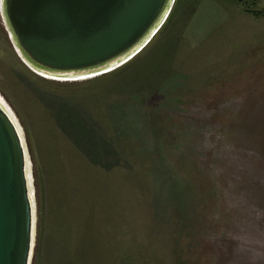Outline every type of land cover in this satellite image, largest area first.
Instances as JSON below:
<instances>
[{"label":"rangeland","instance_id":"rangeland-1","mask_svg":"<svg viewBox=\"0 0 264 264\" xmlns=\"http://www.w3.org/2000/svg\"><path fill=\"white\" fill-rule=\"evenodd\" d=\"M175 0L128 62L37 74L0 0V93L28 144L32 264H264V0Z\"/></svg>","mask_w":264,"mask_h":264},{"label":"water","instance_id":"water-1","mask_svg":"<svg viewBox=\"0 0 264 264\" xmlns=\"http://www.w3.org/2000/svg\"><path fill=\"white\" fill-rule=\"evenodd\" d=\"M175 0H1L23 62L53 79L106 74L142 51ZM37 206L23 128L0 98V264H32Z\"/></svg>","mask_w":264,"mask_h":264},{"label":"bare ground","instance_id":"bare-ground-1","mask_svg":"<svg viewBox=\"0 0 264 264\" xmlns=\"http://www.w3.org/2000/svg\"><path fill=\"white\" fill-rule=\"evenodd\" d=\"M92 77V76H91ZM88 77H85V78H81V79H86ZM0 98L3 99V101L7 104L6 100L4 99V97L2 96V94L0 93ZM8 105V104H7Z\"/></svg>","mask_w":264,"mask_h":264},{"label":"trees","instance_id":"trees-1","mask_svg":"<svg viewBox=\"0 0 264 264\" xmlns=\"http://www.w3.org/2000/svg\"><path fill=\"white\" fill-rule=\"evenodd\" d=\"M241 4L244 5V6H247V2L245 0H240Z\"/></svg>","mask_w":264,"mask_h":264},{"label":"flooded vegetation","instance_id":"flooded-vegetation-1","mask_svg":"<svg viewBox=\"0 0 264 264\" xmlns=\"http://www.w3.org/2000/svg\"><path fill=\"white\" fill-rule=\"evenodd\" d=\"M23 61V60H22ZM38 74V73H37ZM40 75V74H39Z\"/></svg>","mask_w":264,"mask_h":264}]
</instances>
